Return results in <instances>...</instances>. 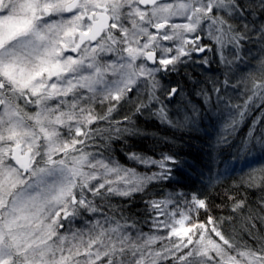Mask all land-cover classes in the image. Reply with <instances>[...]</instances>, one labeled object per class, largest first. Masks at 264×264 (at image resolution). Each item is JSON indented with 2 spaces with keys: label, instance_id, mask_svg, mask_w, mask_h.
Segmentation results:
<instances>
[{
  "label": "snow or ice",
  "instance_id": "1",
  "mask_svg": "<svg viewBox=\"0 0 264 264\" xmlns=\"http://www.w3.org/2000/svg\"><path fill=\"white\" fill-rule=\"evenodd\" d=\"M209 52L228 69L210 91L186 71L201 54L194 62L209 65ZM182 73L184 84L165 82ZM177 96L174 120L165 100ZM145 115L190 132L207 119L210 173L225 147L237 161L264 152V0H0V264H264V164L233 185L258 190L256 206L228 195L215 205L227 215L210 194L172 191L145 201V233L111 203L171 181L180 163L129 150L158 169L138 173L112 155L113 141L149 138Z\"/></svg>",
  "mask_w": 264,
  "mask_h": 264
},
{
  "label": "trees",
  "instance_id": "2",
  "mask_svg": "<svg viewBox=\"0 0 264 264\" xmlns=\"http://www.w3.org/2000/svg\"><path fill=\"white\" fill-rule=\"evenodd\" d=\"M255 54V49H253ZM208 58L211 61L209 65L200 66L194 61L203 59V55L195 56L194 61L190 62L186 71L190 73L193 79H198L202 82V86H205L211 90L212 85L207 83L209 80L223 81L225 72L228 71L225 66L219 63V58L214 53L209 52ZM231 58V57H230ZM245 65L241 64L240 68H244ZM228 75L233 83L236 82L242 73L239 70L228 72ZM168 80L180 81L181 84L185 83L183 73L180 76L165 77V82ZM188 91V87L185 88V92ZM228 95L233 97L234 103H242L243 98L239 94L234 93L231 88L228 89ZM196 103H202V98L192 97ZM186 101H182L179 96L171 103L165 100L168 104L169 114L172 119H182V113L179 112L178 105H183ZM213 103H215V96H213ZM259 113H253L245 124L240 126L237 136L234 138L238 143L240 138L245 136L248 131V127L251 124V120L255 118ZM140 126L145 127L150 133L148 139H141L139 137H130L127 141H113L112 142V155L125 167H134L138 173H150L157 171L158 169L152 167H145L143 165L136 164L129 161L127 158V152L129 150L137 151L142 154L153 156L154 159H159L160 154L170 153L180 161L177 165H169L172 168V180L161 181L149 186L145 193H137L131 200H125L124 198L115 197L112 198L111 203L118 205L124 209V215L128 216L129 223L135 221L137 227L145 233H151V219L150 216L154 213H148L146 211L145 201L149 199H159L164 194L172 191H183L185 193H191L193 191H200L204 194H210L213 202V213L215 215H227L228 208L221 207L217 209L215 205H224L228 203V195L236 196L237 198L248 197V201L253 206L257 198L261 195L258 190L245 189L243 186L234 188V184H239L241 170L248 171L249 167H259L264 164V152H261L258 148L254 149L251 155L246 156L243 160L237 161L233 156L229 155L228 149L225 147L222 156H219L214 162L211 163V173L209 172V137L215 138V131L208 126L207 119L204 120L203 126L196 132H190L188 130H178L169 128L167 125L160 124L155 119H147L146 115L140 118ZM207 130L208 135H205ZM153 135L157 139H153ZM164 137H167V142L164 141ZM96 150V149H90ZM103 151V149H99ZM263 155V156H262ZM262 156V157H261ZM256 158V159H255ZM203 173V175H201ZM217 174H222L218 183L212 189L204 187L208 185L211 179H214ZM105 212L109 215H115L117 219L120 218V213H112L108 208H105ZM205 217H201L204 219ZM162 219V217H161ZM121 223L124 221L121 220ZM83 224L80 219L73 220L69 227H77V225ZM67 225L65 224V227ZM82 226V225H80ZM78 226V227H80Z\"/></svg>",
  "mask_w": 264,
  "mask_h": 264
},
{
  "label": "rangeland",
  "instance_id": "3",
  "mask_svg": "<svg viewBox=\"0 0 264 264\" xmlns=\"http://www.w3.org/2000/svg\"><path fill=\"white\" fill-rule=\"evenodd\" d=\"M263 155H264V153H263ZM263 155H262V156H263ZM262 156H261V157H262ZM255 159H256V158H255ZM150 173H151V172H150ZM150 173H149V174H150ZM162 218H163V217H162ZM66 225H67V226H66L64 229H61V232H66V231H68L69 229L74 230V229H76V228H79L78 226H80V225L83 226V224H79V225H77V227H73V226H71V227L68 228V226H70V224H67V223H66ZM82 226H80V227H82Z\"/></svg>",
  "mask_w": 264,
  "mask_h": 264
}]
</instances>
